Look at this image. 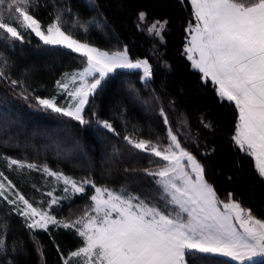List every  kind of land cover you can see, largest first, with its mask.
I'll list each match as a JSON object with an SVG mask.
<instances>
[{
	"label": "snow or ice",
	"instance_id": "6c2138e0",
	"mask_svg": "<svg viewBox=\"0 0 264 264\" xmlns=\"http://www.w3.org/2000/svg\"><path fill=\"white\" fill-rule=\"evenodd\" d=\"M189 3L194 23L190 22L186 30L189 38L185 55L201 74L202 82H210L220 101L228 102L237 110L238 121L231 137L233 145L253 159L256 175L264 181V0H189ZM91 6L95 7V0H91ZM37 7L33 6V0H0V41L23 43L22 32L34 34L44 47L62 49L86 63L81 71L71 75V83L79 81L78 87L69 89V82L56 81L59 94L66 98L65 105L58 104L55 96H34L37 110L69 118L80 125H90L91 121L85 119V108L113 73L118 70H127L133 75L139 72V82L145 89L149 88L153 73L147 59L133 60L127 47L109 53L81 42L64 30L63 13L55 15L52 23L42 26L32 14ZM146 17L145 12L138 13L141 23ZM77 24L80 31H88L78 19L73 22L74 30ZM167 24L164 19L152 21L147 28H140L139 23L137 27L163 43L162 33ZM67 76L65 74V78ZM0 80L13 89L24 88L19 95L28 100L23 82L10 80L3 68H0ZM127 91L135 101L147 106L143 109L146 114L152 111L154 103L160 105L155 115L162 120L168 141L162 148L151 140H137L127 135L121 138L130 157L148 158L149 163L162 165L155 170L143 169L140 173L132 170L131 175H142L155 186L156 195L148 201L126 186L118 190L97 187L90 178L76 180L50 169L47 164L37 165L0 153L9 170L36 171L62 184L60 191L64 195L45 193L49 200L37 202L47 203L46 208H41L34 206L0 172V201L13 206L10 214L22 218V225L37 252L42 255L43 249L35 238L36 232L47 233L55 243L51 226L52 230H69L81 241V246L70 251L67 257L56 245L62 264H70L76 258L80 264H189V260L192 264H264V219L257 218L251 209L232 199V193L228 194L227 202L219 199L205 178L204 166L182 146L181 137L173 132L155 90H151L150 99L143 100L140 89L129 81ZM174 103L169 101V111L175 112ZM92 115L96 118L97 129L103 130L106 136L119 135L111 122L99 119L95 112ZM200 124L211 128L203 117ZM177 125L178 130H185L183 138L189 139L187 119H178ZM11 146V136L0 139V148ZM113 156L121 158L120 150L114 148L109 158ZM125 173L129 170L125 169ZM88 187L95 194L89 198L83 215L76 219H58L51 214L53 206L63 211L64 202H68L70 208L77 195L86 196ZM154 201H159L162 207ZM8 230L6 219L0 218V256L26 254L21 241L7 242ZM6 264H12V260L7 259Z\"/></svg>",
	"mask_w": 264,
	"mask_h": 264
},
{
	"label": "trees",
	"instance_id": "16d2710c",
	"mask_svg": "<svg viewBox=\"0 0 264 264\" xmlns=\"http://www.w3.org/2000/svg\"><path fill=\"white\" fill-rule=\"evenodd\" d=\"M33 6L37 10L32 14L42 26L52 23L55 15L63 13L62 26L74 38L107 51H121L127 47L132 59L146 58L152 66V80L145 89L139 82V72L134 75L127 70L113 73L85 108V119L91 124L80 125L69 118L37 110L33 97L59 95L56 81L63 82L65 74L69 76L82 69V58L62 49L46 48L34 34L22 32L23 43L0 41V68L10 80L22 81L28 95V100H24L19 95L24 88L13 89L0 80V139L12 137V146L0 148V153L37 165L47 164L50 169L76 180L90 178L95 186L115 190L126 186L142 199L150 200L156 195L151 180L131 173L133 169L137 173L146 168L155 170L160 164L149 163L148 158L130 157L121 138L127 135L137 140H151L162 148L168 141L162 120L155 115L160 105L154 103L152 111L146 114L143 109L147 106L135 101L127 91L131 81L140 89L143 100L150 99L151 90H155L173 132L181 137L182 146L204 166L205 178L219 199L225 201L232 193L244 208L264 219V181L256 175L253 159L235 147L231 139L238 121L237 110L228 102L220 101L210 82H202L201 74L193 69L184 53L186 30L194 21L189 0H95V7L91 6V0H33ZM140 12L147 14L148 21L167 19L163 43L138 29ZM77 19L88 28L86 33L79 30V24L73 29ZM169 101L175 102V112L169 111ZM93 112L99 119L111 122L119 135L106 136L103 130L97 129ZM181 113L186 116L190 129L187 140L183 138L185 130H178L177 120ZM201 117L211 124L210 129L201 126ZM134 126L138 130L134 131ZM114 148L120 150L121 158H109ZM125 169L129 170L128 174ZM0 172L35 206H47V203H37L49 200L47 192L64 195L60 191L61 182L36 171L9 170L2 157ZM93 192L88 187L86 196L77 195L70 208L68 202H64L63 211L56 206L52 211L58 218L74 215L89 204ZM12 207L0 201V218H5L9 225L6 240L8 243L14 239L21 241L26 254L0 256V264H6L7 259H11L12 264H62L57 244L65 257L81 246V241L69 230H52L50 226L55 243L47 233H35L43 249L42 255L39 254L22 225V218L10 214Z\"/></svg>",
	"mask_w": 264,
	"mask_h": 264
},
{
	"label": "rangeland",
	"instance_id": "374dc122",
	"mask_svg": "<svg viewBox=\"0 0 264 264\" xmlns=\"http://www.w3.org/2000/svg\"><path fill=\"white\" fill-rule=\"evenodd\" d=\"M151 22L152 21H148V20H145L143 23H141L140 21L138 22L139 24H140V28H147L150 24H151ZM192 23H194V21L192 22ZM188 28V27H187ZM153 38L154 39H156L158 42H160V40H159V38H156V37H154L153 36ZM188 33H187V36H186V43H185V47H184V53H185V48H186V46H187V41H188ZM81 42H83V41H81ZM91 45V44H90ZM93 46V45H92ZM95 47V46H94ZM98 48V47H97ZM100 49V48H99ZM101 50H103V49H101ZM103 51H107V50H103ZM122 51V50H121ZM107 52H109V53H111V52H115V51H107ZM129 55V54H128ZM187 57V56H186ZM137 59H146V58H137ZM83 61H84V67L86 66V63H85V60L84 59H82ZM133 60H136V59H133ZM149 62V61H148ZM191 62V61H190ZM83 67V68H84ZM82 68V69H83ZM82 69H80V70H78V71H81ZM194 69V68H193ZM195 70H197V69H195ZM78 71H76V72H78ZM198 71V70H197ZM75 73V72H74ZM73 74V73H72ZM71 74V75H72ZM71 75H69L67 78H65L64 80H63V82H69V89H73L74 87H78L79 86V81H77L75 84H73V83H71V81H70V78H71ZM62 82V83H63ZM59 94V93H58ZM56 97V100H57V103L58 104H60V105H65L66 104V98H65V96L63 95V94H59V95H57V96H55ZM181 118H186V116H184L183 115V117H181ZM183 130V129H182ZM189 151V150H188ZM160 164V163H159ZM160 166H162L161 164H160ZM97 187H105V186H97ZM108 188V187H107ZM109 189H112V188H109ZM112 190H115V189H112ZM6 195H8L9 196V199H11L12 198V196L9 194V193H5ZM95 193L93 192V195H94ZM54 196H56V195H54ZM59 197V196H58ZM140 197V196H139ZM141 198V197H140ZM142 199V198H141ZM229 199V198H228ZM228 199H226L225 200V202H227L228 201ZM232 199H234L233 197H232ZM235 200V199H234ZM157 202V201H156ZM155 202V203H156ZM159 202V201H158ZM157 204V206H161L162 207V205H159L158 203H156ZM35 206V205H34ZM87 206H89V204H87L86 206H84L79 212H76V213H74V215H69L68 217H65L64 219H68V218H70V219H76L78 216H80V215H83V211H84V209L87 207ZM36 207H40V206H36ZM47 206H45V207H41V208H46ZM53 208V207H52ZM53 209H51V214L52 215H56L53 211H52ZM58 218V217H57ZM58 219H61V218H58ZM71 262H73V263H75V264H80V262H79V258H76V259H73L72 261H70V263Z\"/></svg>",
	"mask_w": 264,
	"mask_h": 264
}]
</instances>
